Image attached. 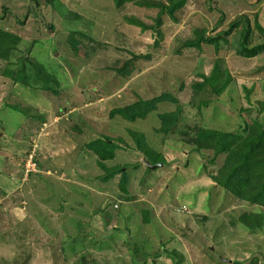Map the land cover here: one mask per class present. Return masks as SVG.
<instances>
[{
    "label": "rangeland",
    "instance_id": "rangeland-1",
    "mask_svg": "<svg viewBox=\"0 0 264 264\" xmlns=\"http://www.w3.org/2000/svg\"><path fill=\"white\" fill-rule=\"evenodd\" d=\"M169 1L0 0V31L17 40L0 59V175L12 187L0 195V264H264V207L212 182L223 153L192 151L198 129L239 143L264 132V51L237 55L239 23L221 35L246 17L248 47L259 44L264 0L159 13ZM200 31L224 41L186 46ZM215 65L229 78L217 96L198 86ZM16 70L28 87L11 82ZM161 94L141 119L114 112ZM177 109L162 133L159 116ZM259 149L248 163L263 179ZM31 152L38 172L24 175ZM242 214H260V227Z\"/></svg>",
    "mask_w": 264,
    "mask_h": 264
},
{
    "label": "trees",
    "instance_id": "trees-1",
    "mask_svg": "<svg viewBox=\"0 0 264 264\" xmlns=\"http://www.w3.org/2000/svg\"><path fill=\"white\" fill-rule=\"evenodd\" d=\"M48 1V0H46ZM123 0H116V5L119 6L120 2ZM129 1V0H127ZM185 3V0H170L167 5L161 6L159 13L167 12L170 16L178 9H181ZM242 20H236L228 24V28L226 31H223L221 35L227 36L230 34L231 30L235 29L236 26L241 24L242 32H241V40L238 44V48L236 50L237 55L243 58H252L257 56L259 53L264 51V28L261 27L257 22L254 24V29L259 33L261 37V42L254 46L248 47L247 44V36L251 33V28L249 26L248 19L246 17L241 18ZM196 38L192 41L186 43L188 47L199 48L200 44L212 45L215 49H217V45L221 40V35L216 34L215 36L206 37L204 36V31L196 32ZM16 38L8 33H4L0 31V59L7 60L8 56L15 46ZM15 75V76H14ZM13 78L11 81L13 83L21 84L22 86H27L26 81L24 80L23 71L16 70L15 74H12ZM201 81L198 84L199 87H206L209 93L213 96L219 95L224 88L227 86L229 82L228 75L223 73L221 75L217 69L216 65L212 67L208 76H201ZM46 90V89H45ZM165 94H161L156 96L151 101H136L134 104H128L123 108L114 110L117 114H119L122 119L125 121H133L135 119L143 118L149 111L153 110L156 103L165 101ZM201 105H206L203 103ZM15 111H21L18 108H14ZM178 115V109L173 113L160 115L162 129L160 131L162 133H166V130L173 127L176 116ZM194 148L193 152L199 151V149H214V155H218L223 153L225 158L219 170L210 175L212 182H214L217 186L222 189L228 191L230 194L235 196L237 199L244 200L249 204L257 205L260 207H264V176L263 179L259 177H255L254 168L251 163H248L250 160L255 159V154L257 155L259 149V143L264 142V132L260 131L256 140L244 139L242 142H237L234 139L229 138L230 133L216 132L213 130H204L198 129L196 131ZM210 136H215L213 141V146H210L208 141L210 140ZM103 139L107 142H110L108 137L103 136ZM231 139V140H230ZM113 141V140H112ZM212 141V140H211ZM144 159L152 164L155 161H150L147 158L146 152H142ZM95 156L100 161L111 160L112 154L104 149L95 150ZM161 163V162H160ZM116 169V168H115ZM148 169V168H147ZM117 170V172H119ZM115 171L108 172L107 176L102 177L103 181L109 179L114 175ZM126 181L124 175H121L119 180L120 188L123 189V185ZM243 218L246 219H255L256 225L254 227H260V214H242Z\"/></svg>",
    "mask_w": 264,
    "mask_h": 264
},
{
    "label": "crops",
    "instance_id": "crops-1",
    "mask_svg": "<svg viewBox=\"0 0 264 264\" xmlns=\"http://www.w3.org/2000/svg\"><path fill=\"white\" fill-rule=\"evenodd\" d=\"M260 18V17H259ZM11 80V79H10ZM12 82V81H11ZM4 123H6V121H4ZM3 128V131H5L6 129H8V128H6L5 127V125H3L2 126ZM12 131V130H11ZM11 131H7L6 133L8 134V135H10L11 136V134H12V132ZM25 137H27V136H25ZM109 143V142H108ZM112 160V159H111ZM0 164H2L3 165V162H2V158H0ZM136 167V166H135ZM142 172H143V174L145 175L146 174V172L147 171H145V170H142ZM82 179H84L83 178V176H82ZM155 181V180H154ZM83 182V181H82ZM74 184L75 185H78V187H85L84 185H85V183H75L74 182ZM155 186V185H154ZM11 186H10V180L8 179V177H6L5 175H0V195H6V193H9V191L11 190ZM85 191V190H84ZM7 195H9V194H7ZM16 199H18L17 198V196H16Z\"/></svg>",
    "mask_w": 264,
    "mask_h": 264
},
{
    "label": "built area",
    "instance_id": "built-area-1",
    "mask_svg": "<svg viewBox=\"0 0 264 264\" xmlns=\"http://www.w3.org/2000/svg\"><path fill=\"white\" fill-rule=\"evenodd\" d=\"M33 155H34L33 152L28 154V156L26 157L27 159H25V162H23V174L24 175L38 172L36 163H34L33 161Z\"/></svg>",
    "mask_w": 264,
    "mask_h": 264
},
{
    "label": "water",
    "instance_id": "water-1",
    "mask_svg": "<svg viewBox=\"0 0 264 264\" xmlns=\"http://www.w3.org/2000/svg\"><path fill=\"white\" fill-rule=\"evenodd\" d=\"M143 163L145 164V166H147L148 168H154L155 166L149 165L148 162L143 161Z\"/></svg>",
    "mask_w": 264,
    "mask_h": 264
}]
</instances>
